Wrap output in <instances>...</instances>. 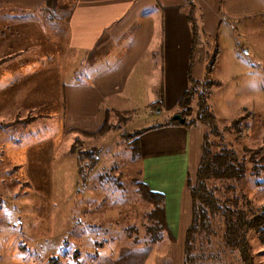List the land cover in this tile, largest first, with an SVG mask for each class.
I'll use <instances>...</instances> for the list:
<instances>
[{"label": "rangeland", "instance_id": "374dc122", "mask_svg": "<svg viewBox=\"0 0 264 264\" xmlns=\"http://www.w3.org/2000/svg\"><path fill=\"white\" fill-rule=\"evenodd\" d=\"M235 2L236 7L222 6L217 39L207 37L208 49L195 13L194 61H209L217 48L219 55L206 81L194 76L197 92L187 106L180 100L172 108L148 104L140 90L137 110L113 112L114 126L97 135L80 129L62 133L60 119L35 118L25 110L0 116V264H110L133 250L145 264H183V243L170 247L167 237L149 242L145 225L152 205L136 186L143 160L133 155L125 134L166 125L183 111L199 121L203 92L218 130L208 127L212 147L223 143L246 160L243 177L221 181L231 185L225 193L244 208L264 202V0ZM160 72L155 76L161 78ZM39 141L47 143L30 150ZM92 148L99 153L95 165V157L82 152ZM196 176L189 181L195 183ZM213 220L217 232L204 244L201 264H241L225 245L222 220L216 215ZM249 239L255 263L264 264L258 231H250ZM197 249L196 244L202 252Z\"/></svg>", "mask_w": 264, "mask_h": 264}, {"label": "crops", "instance_id": "0c3cea01", "mask_svg": "<svg viewBox=\"0 0 264 264\" xmlns=\"http://www.w3.org/2000/svg\"><path fill=\"white\" fill-rule=\"evenodd\" d=\"M235 1L0 0V116L25 110L35 118L60 119L62 133L93 132L108 110L130 114L140 106V90L149 104L161 87L164 106L172 108L190 85V10L195 7L208 49L207 37L217 39L222 6L236 7ZM206 64L194 61L196 78L205 75ZM205 130L200 121L190 127L167 123L140 136L142 179L165 194L175 235L166 236L170 247L184 248L192 218L188 181L196 176ZM110 264L145 261L133 250Z\"/></svg>", "mask_w": 264, "mask_h": 264}, {"label": "trees", "instance_id": "16d2710c", "mask_svg": "<svg viewBox=\"0 0 264 264\" xmlns=\"http://www.w3.org/2000/svg\"><path fill=\"white\" fill-rule=\"evenodd\" d=\"M194 9L195 7H192L189 14L193 31V46L188 70L190 85L180 99V102L184 103L186 106L197 92V82L192 71L194 58L196 56L194 53L197 46L196 37H198V22L195 17L196 11ZM218 55L219 50L217 48L212 58L207 61L205 75L203 76L205 78L203 80L206 81L208 75L214 69L218 60ZM151 105L160 108L164 106L163 87L160 88L158 98L152 102ZM198 106V119L205 125L206 130L196 181L195 183L191 181L188 182L192 197V218L185 232L183 264H201L202 257L204 258L205 255V253L203 255V246L207 242H212L213 236H215L217 232L214 226L213 215L218 216L222 220V233L225 245L237 252L240 263L256 264L249 233L253 230L258 231L261 241L264 242V202L255 209L244 208L238 204V197L230 196L225 193L226 188L231 185H221V181H231L243 177L246 170V160L240 158L238 152L234 148L223 143L217 149L212 147V142L209 141L208 138V127H210L212 132H218V130L215 127L216 122L214 115L209 111L205 92L199 95ZM113 112L116 113L118 111H107L103 124L97 130L84 133L87 135H97L110 130L114 126L111 121ZM183 112L181 115L185 118V121L182 124L188 127L192 126L196 122L195 119H187L186 116L183 115ZM239 122L240 120L237 119L233 123L237 124ZM169 123L181 124L177 119H172ZM144 131L146 130L139 129L125 134V137L129 140L134 156L141 155L140 136ZM82 152H87V157H95L94 160L92 158L93 165L98 162V148L86 149V151L82 150ZM252 159L256 161L255 156H253ZM136 186L142 197L152 205L151 210L147 214L150 222L145 225V231L149 237V242L155 243L166 236L175 240V235L168 222L165 194L161 191L153 190L143 179L138 180ZM196 244L198 245V249H201L202 252H196ZM213 255H215V253Z\"/></svg>", "mask_w": 264, "mask_h": 264}, {"label": "water", "instance_id": "95a60500", "mask_svg": "<svg viewBox=\"0 0 264 264\" xmlns=\"http://www.w3.org/2000/svg\"><path fill=\"white\" fill-rule=\"evenodd\" d=\"M174 118H175V119H178V120H179L180 122H182V123L185 121V118L182 117L181 114H175Z\"/></svg>", "mask_w": 264, "mask_h": 264}, {"label": "built area", "instance_id": "2783aa9c", "mask_svg": "<svg viewBox=\"0 0 264 264\" xmlns=\"http://www.w3.org/2000/svg\"><path fill=\"white\" fill-rule=\"evenodd\" d=\"M197 79V78H196Z\"/></svg>", "mask_w": 264, "mask_h": 264}]
</instances>
